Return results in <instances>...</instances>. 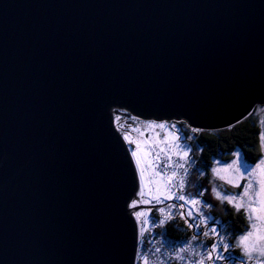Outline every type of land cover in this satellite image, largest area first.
Listing matches in <instances>:
<instances>
[{
    "label": "water",
    "instance_id": "water-1",
    "mask_svg": "<svg viewBox=\"0 0 264 264\" xmlns=\"http://www.w3.org/2000/svg\"><path fill=\"white\" fill-rule=\"evenodd\" d=\"M264 106V0H0V264H137L115 118L218 132Z\"/></svg>",
    "mask_w": 264,
    "mask_h": 264
},
{
    "label": "rangeland",
    "instance_id": "rangeland-1",
    "mask_svg": "<svg viewBox=\"0 0 264 264\" xmlns=\"http://www.w3.org/2000/svg\"><path fill=\"white\" fill-rule=\"evenodd\" d=\"M119 117V116H117ZM255 120L259 123L261 126V121H264V106H260V109L254 116ZM127 120V119H126ZM124 120L122 124L126 123L127 121ZM136 120V119H135ZM116 123L118 122L115 118ZM165 124L166 129L160 130L158 128L149 129L146 128L145 125L147 124ZM182 123V122H180ZM128 124V123H127ZM177 124V123H175ZM129 125V124H128ZM130 125H133L130 126ZM129 126L131 128H125V125L121 128L124 131L121 133V129L119 132L122 134L126 144L128 145V148L132 154V152L136 149V143H129L128 140L125 139V134H128L130 138L134 141H140V150L138 151V157L141 159V165L140 167H143L145 169L143 179L140 177V167L136 165V157H133V160L135 162V166L138 172L139 181H140V191L143 189L144 191V197L142 198L140 195V192L138 194L139 201L138 204H136L135 207H142L141 210L134 213V217L137 221L138 229H139V236H140V242H139V249H138V256H137V264H144V259L147 258V264H195V261L199 258V254L203 253L206 248L210 247L213 243L219 244V236H215L211 233L210 229L212 227H215L218 233H221L225 237V242L229 243L230 247L227 251L224 252V256H228L229 253L232 254L233 257H235V264H246V261L244 257L242 256V249L240 247H231V245L234 243V240L231 239L232 237H236L233 235L234 231L229 230V224H226L224 222L223 224L220 222L222 217H225L228 214L227 207H230L231 210H234L237 212L236 207L234 204H229L227 201L221 202L219 198L216 197L215 193L212 192V187L215 185L221 193L227 192L229 194H242V190L244 185L247 183L246 179L240 180L239 184L240 187H234L231 184L226 183L223 180H220L218 178H215L213 175L212 169L214 168H226V165L228 163H233L236 168L239 169L240 174H244V169L240 167L241 160L238 159V154L240 158L246 159L244 157V154L241 151H235L232 155V158L229 161L223 162L219 159L213 160V166L211 169H209V174H207L210 178L209 182L206 181H200L199 178L201 177L200 170H196L193 168L195 165H198V162H193V156L199 157V154L201 153L199 148H193L188 145L185 142H181V140H177L176 136L180 137L179 129L176 125L173 123H167V122H156V121H139L130 124ZM175 126V127H173ZM120 127V126H119ZM117 127V128H119ZM139 128L140 131L143 133V136L140 135V133L134 131V129ZM168 133H171L169 135ZM167 136V141L169 144L172 143H181L182 147L189 150V155L186 157V159L189 161V163L186 165L188 168L187 175L185 177L186 183L185 187L183 189V194L191 199V198H197L201 200V205L195 206V208H199L200 212L204 216V223H199V217L195 215V208L191 205H184V209H192L193 210V217L189 218L185 214L183 218L179 215V211H183L184 209L178 210L176 208H173L171 212L173 213L171 216H169L163 225H159L158 222L162 219H165L164 215L162 214L161 210L163 209L165 213L169 211L167 208V205H180L183 204V201H179L176 199H168L164 200L163 195H161L160 192H157V187L161 188V192L163 191V186L159 185L157 183H151L153 179L159 181V177H155L154 173L157 170L155 167H149V165H159L160 168L164 167V160L163 159H153L154 153L146 154V150L155 147L157 144H159L161 147H166L165 144L162 143L163 139ZM181 138V137H180ZM190 140H193L190 138ZM145 141H148L145 143ZM188 142V141H187ZM182 154V152L180 153ZM264 158V153L263 157ZM179 155H172V161H178ZM220 161L219 164L216 162ZM183 162V161H180ZM260 160L256 163L258 164ZM250 163V162H249ZM256 164L250 163L252 168H255ZM174 167V165H173ZM169 174L172 171V167H169L167 169ZM180 174H183V169L178 170ZM204 172H202V175ZM207 173V172H206ZM221 175L224 176H230L232 173L230 171H221ZM200 175V176H199ZM206 176V175H204ZM259 176V173H258ZM202 192V196H198V193ZM179 194V192H177ZM159 195L162 202L157 203L155 200L152 199L153 196ZM247 199V198H245ZM148 201V203H145V201ZM204 202H207L212 205V207H204ZM133 203V204H134ZM134 206L132 205V208ZM142 212L145 215L144 216H137V213ZM244 213L246 218V210L242 207L239 212L237 213ZM147 220L148 223L145 224L144 221ZM175 220H179L180 222H185L187 220V225H193L192 227H189L192 231V235L188 237V240L185 242H176L171 241L169 238L165 235V228L166 226L174 222ZM199 224V227H196V225ZM207 225V227H205ZM248 228H250L249 220H248ZM204 231H209V235L207 237L201 235ZM228 234V236H227ZM197 236V239L195 241L192 240L193 236ZM239 235H237V238ZM191 246L192 249H195L197 252L196 256H193L191 252H184L182 253L184 259L183 260H174L169 259V257H175L176 253L180 252L181 248H189ZM159 248L160 251L157 252L156 249ZM214 264H228L226 260L221 261H215Z\"/></svg>",
    "mask_w": 264,
    "mask_h": 264
},
{
    "label": "snow or ice",
    "instance_id": "snow-or-ice-1",
    "mask_svg": "<svg viewBox=\"0 0 264 264\" xmlns=\"http://www.w3.org/2000/svg\"><path fill=\"white\" fill-rule=\"evenodd\" d=\"M146 128L154 129L158 128L160 130H165L166 125L161 124H147ZM175 127V126H173ZM134 131L140 133L143 136V133L139 128L134 129ZM171 135V133H168ZM125 139L129 141V143H136V149L132 152L133 157H136V165L140 167L141 159L138 157V151L140 150V141H134L130 138L128 134H125ZM177 140L181 138L176 136ZM190 139V137L184 138ZM260 140H261V149L264 150V121H261V132H260ZM148 141H145L147 143ZM166 147H161L157 144L155 147H151L146 150V154L154 153L153 159H163L164 167L160 168L159 165H149V167H155L157 170L154 173L155 177H159V181L153 179L151 183H157L163 186V191L161 192V188L157 187L156 191L160 192L163 195L164 200L168 199H176L179 201H183V204L180 205H167L169 211L167 213L162 209L161 212L164 215L165 219H162L158 222L159 225H163L165 220L171 216L173 213L171 210L176 208L178 210L184 209V205H191L193 208L197 205H201V200L197 198H187L183 194V189L185 187V177L188 172V168L186 165L189 161L186 159L189 155V150L182 147L181 143H172L169 144L167 141V136L162 141ZM182 152V154H180ZM172 155H179V160L173 162ZM238 159L241 160L240 167L244 169V174H240L238 168L234 166L233 163H228L226 168H214L212 169L213 175L215 178L225 181L228 184L233 185L234 187L239 188L240 180L246 179L247 183L244 185L242 194H229L227 192L221 193V191L213 185L212 192L215 193L216 197L221 200V202L227 201L229 204H234L237 212L243 207L246 210L247 219L249 220L250 228L246 227L243 234H240L239 237H232L234 243L231 247H240L242 249V256L244 257L246 264H264V158L260 160L258 164L255 165V168H252L247 159L240 158L238 154ZM183 161V162H180ZM217 164L220 161L216 162ZM174 165V167H173ZM172 167V171L169 174L167 169ZM183 169V174H180L178 170ZM221 171H230L232 175L224 176L221 175ZM145 169L140 167V177L143 179ZM259 173V176H258ZM179 192V194H177ZM140 195L144 197V191L141 189ZM203 193L199 192L198 196H202ZM247 198V199H245ZM157 203L162 202L159 195H155L152 197ZM145 203H148L146 200ZM135 207L136 204L134 203ZM204 207H212L211 204L204 202ZM187 215V217H193L192 209H184L183 211H179V215L183 218ZM145 214L142 212L137 213V216H144ZM195 215L199 217V223H204V216L200 212L199 208H195ZM187 223V220L185 221ZM145 224L148 223L147 220L144 221ZM193 225H189L192 227ZM199 227V224L196 225ZM207 227V225H205ZM211 233L215 236H219V244L213 243L210 247L206 248L203 253L199 254V258L195 261V264H214L215 261L226 260L228 264H235V257L232 256L231 253L226 257L224 256V252L227 251L230 247L229 243L225 242V237L221 233H218L215 227L210 229ZM201 235L207 237L209 235V231H204ZM197 236H193L192 240L195 241ZM157 252L160 251L159 248L156 249ZM191 252L193 256L197 255L195 249H192L191 246L189 248H181L180 252L176 253L175 257H169V259L174 260H183L184 257L182 253ZM144 264H147V258L144 259ZM191 264V262H190Z\"/></svg>",
    "mask_w": 264,
    "mask_h": 264
},
{
    "label": "trees",
    "instance_id": "trees-1",
    "mask_svg": "<svg viewBox=\"0 0 264 264\" xmlns=\"http://www.w3.org/2000/svg\"><path fill=\"white\" fill-rule=\"evenodd\" d=\"M259 109L260 107H257L255 112L249 118L235 127L218 132L196 131L191 129L184 122L177 124L173 123L179 129L181 142L187 143L192 148L193 146L199 148L201 151L198 159L193 156V162H198V165H195L193 170H200L198 174L201 175L199 178H203L200 179L201 182L210 181L207 174H209V169L213 166V160L219 159L223 162L229 161L235 151H241L247 161L252 164H256L262 159L264 150L261 149V126L254 118ZM116 119L118 121L116 126H120L118 128L119 130L124 125L127 129L131 128L130 126L133 127V125L130 124H136V122H139L134 118L126 117L124 115H120L119 117H116ZM124 120L127 122L122 124ZM120 131L122 133L124 130L121 129ZM187 137H190L193 140L184 139ZM192 150L194 151L195 149L193 148ZM202 172H204L205 174H203L206 176L202 175ZM227 210L228 214L225 217L219 218L221 219L220 222L222 224L224 222L229 224L228 228L229 230L234 231V236L237 237V235L243 234L245 228L248 227V219L245 214L242 212L237 213L234 210H231L230 207H227ZM164 230L166 237L169 238V240L176 242H185L188 240V237L192 235V231L188 225L179 220L169 223Z\"/></svg>",
    "mask_w": 264,
    "mask_h": 264
},
{
    "label": "bare ground",
    "instance_id": "bare-ground-1",
    "mask_svg": "<svg viewBox=\"0 0 264 264\" xmlns=\"http://www.w3.org/2000/svg\"><path fill=\"white\" fill-rule=\"evenodd\" d=\"M137 202V201H136ZM136 204H138V203H136Z\"/></svg>",
    "mask_w": 264,
    "mask_h": 264
}]
</instances>
